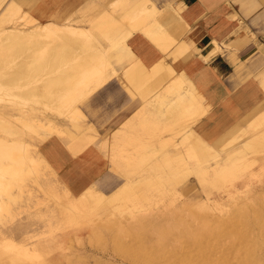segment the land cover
<instances>
[{"label":"rangeland","instance_id":"rangeland-1","mask_svg":"<svg viewBox=\"0 0 264 264\" xmlns=\"http://www.w3.org/2000/svg\"><path fill=\"white\" fill-rule=\"evenodd\" d=\"M19 1L16 0L19 4L18 11L4 19V27L17 23L18 26L23 25L25 29H27L33 25L34 27L41 26L47 21L62 24L65 20L77 26H88L91 24L92 19L100 12V8H98V12L95 11V6L100 7L101 3L103 4V8H106L101 0H92L88 5L83 7L84 2L68 15H64V13H54L48 16L49 19L41 21L30 12V7L36 0ZM155 1L160 5V0ZM130 4L131 0H127L123 6L113 12V15L121 19L120 13ZM161 5L164 4L161 3ZM169 7L170 6L165 5L163 7L164 11L168 10ZM31 20L35 21L31 23ZM151 21L152 18L150 17L144 20L145 27H147ZM123 27L131 29L129 24H124ZM95 36L99 48H108L107 43L109 39L107 37L103 36L100 31L96 32ZM40 42L42 43H40L41 45H44L42 48H48L47 52L53 49L52 46L54 43L55 46L53 47L55 48L57 46L56 42L53 43L50 40H40ZM96 42L94 44H96ZM74 45L75 51H78L79 48L81 49L79 45ZM38 50L39 49H37V51ZM126 50L131 52L128 46ZM116 52L112 55L111 65ZM20 60L21 57L18 55L13 63H20ZM114 66L118 70L122 69L118 64L114 63ZM108 69L111 73L106 72L105 77L109 80L115 74L112 73L113 71L110 68ZM50 72L51 74H49V72L46 73L48 76L43 72L40 73L39 76L36 75L33 79H24V84L12 86L9 88V92L7 90L5 92V89H7L5 83H0L1 86L3 85L2 87L0 86V103L10 100L16 103V108H21L23 105L28 110L32 109L31 115H34V119L36 114L39 118L42 116L41 113L54 115L57 122L55 126L60 131L59 133H52L51 136H60L65 141L67 148L71 147L73 153H78L94 141V126L89 122V118L85 111V105H81L80 107L86 116L76 111L71 113V111L77 108L73 100L70 103L60 101L62 100L58 96L60 94L59 90H61L60 87H56L59 92L56 90V92H53L54 89H56L55 87L51 89L53 93L50 92V89L48 92L43 91L44 86L42 84L47 77L54 74V72L53 74L52 71ZM177 78L181 81L178 86L184 85L186 87L187 84H189V82L184 80L182 74ZM80 84L82 85L84 82ZM175 86L174 82L170 81V84L165 86L166 89H163L165 90V94L159 93V95H164L162 101L165 100L161 106L162 109L166 110L169 101L183 94V88L177 93L172 94V87L175 88ZM167 89L169 92H167ZM41 91L45 94L48 93V95H52H43ZM22 93H24V96ZM49 97H53L51 100L54 102H51ZM55 100H57V102ZM158 100H156V102L155 100H153V102L152 100H148L149 106L152 107ZM49 104L51 107H47ZM207 109L208 107L203 104L199 106L183 107L177 110L172 117H166L162 114L159 119L161 127L160 130L155 132L154 140H143L145 134H142V130H140L141 134L138 136L139 142L132 146L133 150L126 149V154L131 152L134 159L139 156H147L151 160L154 158H158L155 160H161L160 163L162 168L158 169L157 173H150V175H157V177H150V179L158 181L157 183H151V185L141 186L140 182L146 178L148 179V177H142V175H147L148 172L146 170H141L134 174L133 178L127 175L125 182H123L112 194L106 195L95 190L91 185L81 193L73 194L66 186H63L57 180L54 171L42 157L40 152L38 154L32 152L34 158L37 157V159H35L38 160L35 161L36 166L33 167L31 163L24 161L20 165L23 168V172H19L18 175L11 174V177L9 176L10 173L7 175V171H5V173L2 169L15 167V164L10 161L12 163L10 165L8 160L2 158L0 160V165L2 166L8 161L9 167H5L7 166L6 163L2 166V169L0 168V175L2 174L0 176V181L3 179L1 183L4 182L3 184L5 185V192L2 191V185H0V202L2 205L7 204L8 211H0V227L13 226L18 222H30V228L33 231L30 233L32 238L29 240L28 246L31 248L30 252L36 253V257L32 258V260L29 258L21 259L18 258L13 251H5L4 247L0 245V264H46V259H51V264H148L149 260L150 264L151 262H153L152 264H175V262H179V260L181 262L182 260L180 256L182 247H179L181 243L176 235V230H179L183 225V228H191L192 230H190L195 234V230L205 224L203 222H207L211 228L218 229L221 237H223V245H226L230 240H234L240 242L245 255L253 254L254 256H258L264 253V143L253 146L250 144L254 136L259 133H264V124L255 128L256 119L261 115L251 120L245 129L238 130V128H234L219 140L212 143L204 140L193 129L194 123L199 117L206 113ZM262 112H264V110H262ZM152 115V111L144 104L126 120L127 123L124 127H121V132L125 133L127 136L132 134L133 136H137L132 130H134L136 126H145L146 124L144 125L142 122ZM141 119L142 121L140 122L139 120ZM74 120L76 124H73ZM30 122L32 127L27 130L22 128V130L26 136L25 139L32 144L30 147L34 150V148L38 149V144L44 141L38 139V133H46V139L49 138L50 135H47L48 131L47 129L45 130L43 125H39L33 120ZM180 128H183V130L178 132ZM69 131L71 137L68 136ZM150 136L152 135H149L148 139H151ZM162 138L164 140H161ZM116 139L117 138L112 137L113 141ZM156 141H158V146H154ZM136 150L138 151L136 152ZM174 150L180 151L177 160H171L168 163L162 160L166 152L169 151L172 153ZM113 151L116 155L123 153H119V150L115 148ZM105 153L109 160V172L111 178H113V183L118 181L115 184L117 187L124 179L119 177L121 171L119 167L111 161L109 150L105 151ZM123 154H125V152ZM234 161L243 162L244 164L247 163L249 165L251 163V165L247 169L243 167V170L236 172L237 176L230 178V180L228 178L212 184V181L216 179V175L218 174L216 168L221 166L229 168ZM149 163L146 164V168H149L153 162ZM149 170L151 169L149 168ZM190 171L191 173H189ZM197 172L204 174L207 180L201 182L197 178ZM12 175H14V177ZM7 185H9V188ZM7 190L9 191L7 192ZM130 190H138L134 193V196L136 198L140 197V193L144 199L138 202L126 199L127 191ZM118 198H123V200L119 202L117 201ZM136 198H133V200ZM94 200H100L101 204L95 203ZM108 200H111L112 203H108ZM204 201L207 205H205L206 203ZM210 202L212 203L210 204ZM118 204L123 206L116 209L115 206ZM101 208L102 211H100ZM235 208H239L237 209L239 211ZM181 210L184 213L181 212ZM187 211H189V213ZM1 212L3 214H1ZM236 212H238V215ZM55 213V217L50 219ZM234 214L238 216V219H229L231 222L228 220L229 223L225 226L220 224V217L223 218L224 216L225 218L228 215L227 217L232 218L235 216ZM191 215L193 217H191ZM185 216L188 218L186 219ZM190 217L192 219V225L188 227V225H190ZM188 219L189 221H187ZM48 220L53 227H49L50 223ZM180 220L182 223L179 222ZM172 226L176 229H173ZM167 227L169 229L171 228L170 230L172 232L168 230ZM166 231H169V234L173 238L168 234V238L166 237V239L164 237L167 234ZM159 233L162 237L160 241L158 240L161 239L160 235L158 236ZM169 236L171 239H169ZM174 236L176 237L174 238ZM150 238L151 240L149 242ZM18 240L19 238L15 239V241ZM146 240L147 242H143ZM155 240H158L157 244L159 246L163 240H169L165 243L166 249L161 248V250L158 248L159 246H157ZM154 243L156 244V248L153 246L155 245ZM141 245L143 247L145 245V247L143 248ZM167 246H169L168 249ZM145 248H148V250L146 251ZM169 248L171 250L173 249L172 252ZM157 249L162 252L157 251ZM149 250H152L154 254ZM177 250L178 252L174 253V256H172L173 252ZM163 251L168 254L166 255L169 259L165 260L163 258L166 256L162 255L165 254ZM160 253H162V256ZM145 254H147V257ZM152 254L157 257H152ZM177 254L178 257L176 256ZM158 256H161L160 258L164 260H161ZM167 256L166 258H168ZM175 256L177 259L174 258L176 261L172 262ZM142 257L144 259H141ZM147 259H149L148 262ZM178 262L176 264L180 263ZM232 264H237L236 260H232ZM249 264L260 263L252 262Z\"/></svg>","mask_w":264,"mask_h":264},{"label":"crops","instance_id":"crops-1","mask_svg":"<svg viewBox=\"0 0 264 264\" xmlns=\"http://www.w3.org/2000/svg\"><path fill=\"white\" fill-rule=\"evenodd\" d=\"M91 1L36 0L30 12L43 21L54 13L68 15ZM101 1L106 8L101 3L100 7L95 6V11L100 8V12L91 24L78 27L92 34L95 42L98 31L107 37L108 48H99L97 42L95 45L104 52L109 68L112 65L115 68V63L122 69L115 68L117 74L79 104L80 109L85 105L95 139L78 153L71 152L58 135L38 144L39 152L57 180L73 194L81 193L90 185L106 195L112 194L128 174L133 178L141 170L148 172L142 175L144 178L157 177L150 175L158 172L156 167L149 170L145 166L158 158L139 156L124 160L111 149L112 133L144 104L155 113L156 104L150 107L148 100L153 102L156 94H165L163 89L175 76L182 74L203 97L208 109L193 129L208 142L219 140L234 128L245 129L261 115L264 110V0H160V5L155 0H131L120 13L121 19L113 15L115 10L111 6ZM165 5L170 7L164 11ZM143 7L147 11L139 12ZM149 17L152 21L145 27L144 20ZM156 20L162 25L157 26ZM124 24H129L131 29L123 27ZM214 40L220 52L203 58ZM137 65L145 73L134 74ZM155 123L136 126L132 131L138 137L142 130L143 140H154L155 132L161 127ZM149 135L153 137L148 139ZM157 142L154 146H158ZM108 150L111 161L121 171L119 177L124 179L117 187L118 181L113 183L109 172L105 153Z\"/></svg>","mask_w":264,"mask_h":264},{"label":"bare ground","instance_id":"bare-ground-1","mask_svg":"<svg viewBox=\"0 0 264 264\" xmlns=\"http://www.w3.org/2000/svg\"><path fill=\"white\" fill-rule=\"evenodd\" d=\"M104 1H105L107 6H111L113 8L112 9L113 11L119 9L121 6H123L127 2V0H104ZM30 3H31V1H30ZM18 9H19V4L16 2V0H0V83H2V82L5 83V87L7 88V89H5L3 87L5 89V92H6V90L9 92V88H11L12 86L14 87L16 84H24L25 83L24 79H27V80L29 78L33 79L34 77H36V75L39 76L40 73H43V72H45V74L48 72H49V74H51L50 71H52V74H53V72H54V74L47 77V79L45 80L44 83L42 82L43 83L42 85L44 86L43 91L48 92L49 89L50 90L52 89V87H55V88L60 87L61 88V90H59L60 92L57 91V88L54 89V91H53V92L57 91L60 93L58 95L60 97V99H62L60 101L61 102L63 101L64 103H70L73 100L75 103V107H77V108L75 110L71 111V113L72 112L74 113L76 111V112H80L81 114H83V112L79 108V104L85 98H87L90 94H92L94 91H96L98 88H100L102 85H104L108 81V78L105 77L106 72L111 73V72H109V69H108L109 64L105 59L104 52H102L98 47H96V45L94 44L95 38L92 34H90L85 29L80 28L77 25L71 23L70 21H66V20L62 24H56V23H52L51 21H47V22L43 23L41 26L39 25L38 27H34V25H33L27 29H25V27L23 25L18 26L17 23H14L13 25L8 26V27H4L3 26V23L5 22L4 19L6 17H8L9 15L15 14L18 11ZM145 11H147V7H143L139 10V12H145ZM168 12L169 11H167L166 13H168ZM34 21L31 20L30 22L32 23ZM155 24L157 26L162 25L161 22H159L158 20H156ZM40 40H50L53 43L56 42L57 46L54 48L53 46H55L54 45L55 43L54 44L52 43L53 46L52 45L51 46L53 49L50 50L49 52H47L48 48H42V47H44V45H41L42 43L40 42ZM74 44H77V46L79 45L81 47V49L79 48L81 51L78 49L77 46L76 47H77L78 51H75V49H74L75 45ZM48 45H49V43H48ZM45 47H46V44H45ZM37 49H39V50L37 51ZM218 51L220 52V47H219L218 43L215 42V40H214L212 46H210V50L207 51L203 55L204 56L203 58H208L209 55H211L215 52H218ZM18 55H20V57H21L20 63H17V62L13 63V61H15L16 56H18ZM11 60H12V62H11ZM11 63H13V64H11ZM110 69L113 71L112 72L113 74L117 73L116 72L117 70L114 67H110ZM144 71H145V69H144ZM144 71L142 69V66L137 65L134 69V74H138V76H139V75H142V73ZM45 74H43V75L46 76L47 74L46 75ZM177 77L178 76H175L171 80L174 82V84L176 86H175V88L172 87V90L170 88V90H171V92H173L172 94H175L180 89L183 88V91H182L183 94H180L179 97L174 98V100H172V101H169L167 103L166 110L161 108L162 104L165 101V100L162 101V99L164 98V95H159V94L157 95L156 94V97L154 99L155 102H156V100L159 99L156 103V110L157 111H155V113L152 112L153 115L149 118H146L142 122V124H144V125L145 124H153L155 122H156L155 124H159L157 122L159 121L160 116L162 114H164L166 117H168V116L172 117L177 112V110L182 109L183 107H190V106H195V105L199 106V105L204 104L203 97L197 92V90L191 84V82H189V80L182 75L184 80L185 81L187 80V82H189V84H187L186 87L184 85L178 86L181 81ZM82 82H84V84L81 85L80 83H82ZM155 84H156V82H155ZM155 86H157V85H155ZM3 88H1V89H3ZM165 89H166V87H165ZM43 91H41V92H43ZM44 92H43V95H48V93L45 94ZM50 92H52V90ZM167 92H169L168 89H167ZM131 94L133 95L132 92H131ZM22 95L24 96V93H22ZM51 95H48V96H51ZM51 98H53V97H49L50 100H51ZM54 99H55V97H54ZM55 101L57 102V100H55ZM51 102H54V101L51 100ZM49 106H50V104L47 107H49ZM45 108H46V106H45ZM31 111H32V109L28 110L23 105L21 106V108L20 107L16 108V103L13 101H10V100H7L6 102L4 101V102L0 103V160L3 158V159L8 160L9 162L11 161V162H13V164H15V167H9L8 166L9 164L7 163L8 161H6L7 164L6 163H4V164H6L7 166H5V167H9V168H5V169L3 168L4 169L3 170L2 166L4 164L2 166L0 165V168L4 172L7 171V175H8V173H10L9 174L10 177H11V174H14V175L17 174L18 175L19 172H23V168L20 165L24 161H28L29 163L32 164L33 167L36 166L35 161H38V160H36L37 157H35L36 159L34 158L33 153L38 154L39 150L36 148H34V150H33L30 147L32 144L27 142L28 140L25 139L26 136L23 133L22 128H24L26 130L28 128H31L32 124L30 121L33 120V121L37 122L39 125H43V127H45V130L47 129V131H48L47 135L51 136L52 133H55V132L59 133V131H60L55 126V124L57 122H56V118L54 115H50L48 113H41L42 116H40V118L36 114V117L34 119V115H31ZM139 121L141 122L142 119ZM126 123L127 122L125 121L122 124V126L124 127V125H126ZM73 124H76L75 120H74ZM262 124H264V112H262L261 116L258 119H256L255 128H258ZM251 126H253V125H251ZM121 130L122 129L119 128L114 133H112V134H114L112 137H115L117 139L112 142V148L111 149L113 151V149L115 148V149L119 150V153L125 152V154L121 153L118 155H120L122 158H124V160L131 161L132 159H134L132 156L133 154L131 152L126 154V149H132L133 150L132 146H134V144L139 142V138L137 136H133V134L127 136L125 133L121 132ZM182 130H183V128H180V129H178V132L182 131ZM88 135H90V134H88ZM37 136H39L38 139L40 141L46 140V133H43V134L38 133ZM68 136L71 137L70 131L68 133ZM29 141H30V139H29ZM262 143H264V133L257 134L250 141V144L252 146L253 145H261ZM26 147L30 150H28ZM68 149L71 152H73V149H71V147ZM137 151L138 150H136V152ZM179 154H180V151L174 150L172 153L168 151L162 157V160L166 161V163L170 162L171 160H177V158L179 157ZM160 161L161 160L154 161L153 164H151L149 166V168L151 169V168L156 167L157 170L162 168ZM11 162H10V165L12 164ZM42 162H43V159H42ZM39 163H40V161H39ZM37 164H38V162H37ZM250 165H251V163H250ZM250 165L247 163L244 164L243 162L241 163V162H235L234 161L233 164L229 168H225L224 166L218 167V168H216V171L218 172V174L216 175V179L212 181V184L213 183L215 184L217 182H221V181L228 179V178L230 180V178L237 176L236 172L242 171L243 167L247 169L250 167ZM1 169H0V171H1ZM34 170H35V168H34ZM189 173H191V171ZM14 175H12V176L14 177ZM174 175H176V174H174ZM196 175H197V178L201 182L202 181L205 182L207 180L204 174L198 173ZM1 181H3V179ZM1 181H0V185H2L1 189L3 192H5L4 191L5 185L3 184L4 182L1 183ZM157 182H158L157 180H152L150 178H148V179L146 178L145 180L141 181L140 183H141V186H146L149 184L151 185V183H157ZM7 187L9 188V185H7ZM8 191L9 190H7V192ZM137 191L138 190L127 191V196L125 198L128 200H131V201H136V202L141 201L142 199H144L142 194L139 193L140 197H137V198L134 196V193H136ZM133 198H136V199L133 200ZM121 200H123V198L117 199V201H119V202ZM207 200L210 201L209 199H207ZM214 201H215V199H214ZM94 202L101 204L100 200H94ZM212 202H213V200H212ZM212 202H210V204ZM108 203H112V201L108 200ZM213 204L216 205L215 203H213ZM205 205H207V203ZM116 206H115V208L117 209V208L122 207L123 205L118 204ZM206 208H207V206H206ZM237 209H239V208H237ZM1 210H5L4 212L8 211L7 204L2 205L0 202V211ZM202 211H203V209H202ZM227 211H229V210H227ZM237 211H239V210H237ZM181 212H183V211L181 210ZM187 212L189 213V211H187ZM129 213H130V211H129ZM185 213H186V211H185ZM188 213H187V215H188ZM236 213L238 215V212H236ZM1 214H3V213L1 212ZM55 215H56V213L54 214V216L52 215L50 219L55 217ZM201 215H202V213H201ZM234 215L235 216H233L232 218L227 217L228 215L225 218H224V216H223V218L220 217L219 218L220 224L225 226L226 224L229 223V221H230L229 219H231V220H234L235 218L238 219V216L236 214H234ZM132 217H133V215H132ZM185 217H186V219L188 218L187 216H185ZM191 217H193V216L191 215ZM191 217L189 218L190 219V225H188V227L192 225ZM46 218H47V216H46ZM130 219H131V217H130ZM189 219L187 221H189ZM49 220H48V222L50 223L49 227H51L52 225H51V222ZM179 222H181V220ZM175 223H177V222H175ZM203 223H205L206 225L205 224L202 225L200 223L202 225L200 228L198 226H196L199 229L195 228V229H197V230H195V234L191 231L192 230L191 228H190L191 230L189 228L185 229V228H183L184 227L183 225H182L183 227L181 226V228H179V230H176L177 231L176 235L179 238V242L181 243V245L179 243V245H180L179 247H182V249L180 248L181 249V251H180L181 255L179 254L182 257V260H181V262L179 260L180 263L177 261L179 264H232V260H236L237 264H249L252 262H258L260 264H264V253H261L258 256H254L253 254L245 255L244 250H243L240 242L234 241V240H230L226 245H223V242H222L223 237H221V234L218 231V229L211 228L207 224V222H203ZM187 224H188V222H187ZM197 224H195V225H197ZM30 226H31L30 222L29 223L18 222L17 224H15L13 226L0 227V245L2 247H4L5 251H13L18 256V258H21V259L22 258H24V259L29 258L32 260V258L36 257V253L34 254V252H30L31 248L28 246L29 240L32 238L30 233H31V231H33V230H31ZM161 226H163V225H161ZM165 227H166V225H165ZM168 227H170V226H168ZM168 227H167V229L170 230L171 228L169 229ZM186 228H187V225H186ZM173 229H176V228L173 227ZM154 230H157V229H154ZM161 230H162V228H161ZM163 232H161V233H163ZM166 232H167V234L164 237L168 238L167 235L170 232L169 231H166ZM159 235L161 237L160 233L158 234V236ZM164 235H165V232H164ZM145 236H147V235H145ZM148 236H149V234H148ZM153 236H155V235H153ZM170 236H169V239L173 238L172 236L170 238ZM175 237L176 236H174V238ZM17 238H19V240L15 241V239H17ZM150 240H151V238L149 239V242H150ZM158 240L159 241L162 240V237H161V239H158ZM158 240H155L156 244L158 243L157 242ZM166 241L167 240H165V241L163 240L161 242L160 246L157 244V246H159L158 248H160V249L165 248L166 247V244H165ZM143 242H147V240L143 241ZM152 242H154V241H152ZM171 242H169V243H171ZM173 243H174V241H173ZM141 244H145V243H141ZM156 244L153 245V246H155V248H156ZM150 246H147V247H150ZM142 247H141V249H142ZM144 247H145V245H144ZM168 247L169 246H167V249H168ZM171 247L173 248L172 245H171ZM145 249H146V251L148 250V248H145ZM152 250H149V251L153 253ZM172 250L170 249L171 252H172ZM157 251H159V250L157 249ZM166 251H168V250H166ZM170 251H168V252H170ZM159 252H162V251H159ZM177 252H178V250L173 252L172 256H174V253H177ZM163 253H165V252L163 251ZM149 254H151V253H149ZM153 254H152V257L154 256ZM161 254L162 253H160V255ZM166 254L167 253L162 254V255L165 256ZM145 256L147 257V254H145ZM161 256H158V257L160 258ZM166 256L163 258L165 260L169 259V257L167 256L168 258H166ZM176 256L178 257V254ZM176 256L173 257V260H174V258L177 259ZM154 257H157V256H154ZM163 258H160V259L162 260ZM141 259H144V258L142 257ZM170 259H171V257H170ZM40 260H41V258H40ZM50 260L51 259H48V260L46 259L45 260L46 264L50 263ZM148 260L149 259H147V262H148ZM173 260H172V262L176 261V260H174V261ZM151 261H153V260H151ZM177 262H175V264ZM152 263L153 262H151V264ZM148 264H150V260H149ZM159 264H161V263H159ZM167 264H169V263H167Z\"/></svg>","mask_w":264,"mask_h":264}]
</instances>
